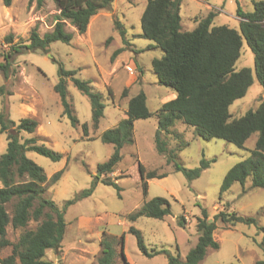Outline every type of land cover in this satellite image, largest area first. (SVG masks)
I'll use <instances>...</instances> for the list:
<instances>
[{"label":"rangeland","instance_id":"rangeland-1","mask_svg":"<svg viewBox=\"0 0 264 264\" xmlns=\"http://www.w3.org/2000/svg\"><path fill=\"white\" fill-rule=\"evenodd\" d=\"M254 1L258 0H181V28H195L198 23L195 18L204 17L211 10L216 12L212 26L238 28L237 7L251 11ZM145 4L146 0H113L109 9L100 10L91 17L86 31L81 34L65 21V30L73 34L69 43L53 41L45 53L38 50L18 53L14 56L16 73L8 79L0 73V87H3L0 111L6 105L9 118L15 125L22 117H31L38 122L33 133L19 131L20 142L35 137L38 144L62 155L59 160L52 161L34 151H25V155L44 170L47 177L44 196L58 207L90 187L92 177L97 174V165L106 161L113 149L111 144L101 141L100 135L125 117L130 96L143 91L148 109L154 112L170 93L175 94L158 82L151 67V59L160 57L163 51L140 35V17ZM58 13L52 0H44L40 5L30 0H12L9 6L0 0V50H7L10 46L4 41L7 34L13 35L12 43H27L33 28L39 35L50 31ZM115 22L122 25L127 43L115 28ZM116 49L121 51L112 56ZM59 64L66 70H75L74 77L89 80L101 93L104 109L96 128L92 126L88 97L73 85L70 77L66 78V96L78 124L71 125L63 113L59 95L54 91L59 80ZM127 65L134 72H128ZM234 68H249L252 83L246 93L229 106L232 118L255 109L264 98V90L254 74L253 53L244 39ZM123 89L127 90L126 96L122 95ZM9 92L11 94H7ZM84 123L87 125L86 134ZM156 129L155 115L134 120L133 142L124 144L120 161L108 175L116 181L119 192L111 185L98 182L90 195L68 206L64 213L66 228L61 247L47 250L44 259L51 264H97L101 253L100 240L105 231L104 237L114 238V264H125L120 255L119 237L122 234L128 264H167V253L178 254L183 259L196 243V217L200 216L201 208H206L212 218L221 205L238 215L253 217L256 224L238 222L228 226L218 221L213 238L219 247L208 248L200 264H255L262 257L258 246L262 231L257 226H264V188L255 187L242 192L241 185L235 182L219 198L225 173L235 163L250 156L257 134H251L239 147L223 139H203L194 133L193 127L176 121L170 134L161 136L169 148L179 147L176 157L179 163L193 168L202 158H214L197 178L189 181L156 150ZM5 149L6 133L3 132L0 133V154ZM138 161L146 170L165 174L162 178L148 180L146 195L142 193ZM62 168L61 178L52 184L50 177ZM244 186H250L249 177ZM155 196L166 198L170 204V213L163 219L140 216L130 221L126 218L128 213L137 211L144 201ZM180 216L183 218L181 223L178 222ZM36 225L33 220L24 228H12L8 224L6 238L15 242L25 229H34ZM130 226L141 232L148 250L163 249L164 252L153 256L142 254L134 235L128 231ZM10 252L11 246L1 248L0 258ZM14 264H20L17 258Z\"/></svg>","mask_w":264,"mask_h":264},{"label":"trees","instance_id":"trees-1","mask_svg":"<svg viewBox=\"0 0 264 264\" xmlns=\"http://www.w3.org/2000/svg\"><path fill=\"white\" fill-rule=\"evenodd\" d=\"M12 0H2L9 6ZM35 1L37 5L44 0ZM58 10L52 29L39 35L33 28L27 43H12V34H7L4 41L10 46L7 50H0V73L8 79L16 73L14 56L24 51L47 52L53 41L69 43L73 34L65 30V21L73 25L81 34L86 31L91 17L100 10L110 8L113 0H52ZM181 0H146L140 17L141 36L153 41L163 54L151 59V67L157 80L175 92V97L161 103L154 112L146 105L143 91L128 98L123 117L115 127L106 129L100 135L104 143L113 146L108 159L96 167L97 174L92 177L90 187L77 193L73 198L65 200L61 207L44 196L47 177L44 170L25 155L26 150L34 151L52 161L59 160V152L38 144L35 137H29L20 142L19 131L35 132L38 122L31 117H22L17 125L9 118L7 106L0 111V133H6V149L0 154V249L11 246V252L0 258L2 264H14L17 258L20 264H51L44 259L46 251L58 250L66 228L64 213L68 206L79 199L88 196L98 182L113 186L118 192L119 187L114 179L108 175L114 171L121 159L120 150L124 144L133 142V122L152 115L157 118V129L154 135L156 150L165 155L166 162L172 163L175 171L184 174L187 180L197 178L201 171L208 167L214 158H202L198 166L186 168L176 159L179 147L169 148L161 134H170L176 121H181L193 127L194 133L203 139H223L239 147L251 134L256 133L254 146L249 157L235 163L225 173L220 195L237 182L242 192L247 189L264 188V98H261L255 109H249L239 117H230L229 106L242 97L252 83L249 68L235 69L234 64L240 55L242 39H244L253 53L254 74L264 90V0L253 2L251 11H244L239 6L236 16L239 18L238 28L228 25L212 26L215 11H209L204 17L195 18L198 22L191 30L181 28L180 17ZM115 28L124 43L125 32L119 22ZM121 49H116L117 54ZM75 70H66L58 65L59 80L54 85V91L59 95L63 113L67 115L71 125L78 124V119L67 100L66 78L70 77L73 85L88 97L91 108L92 126L97 127L103 114L104 105L102 95L96 91L89 80L74 77ZM3 87H0V91ZM126 89L122 95L126 96ZM7 94H11L10 92ZM83 129L87 133V125ZM174 134V133H173ZM172 134V135H173ZM178 135V134H177ZM137 169L141 179L143 195L147 193L148 180L162 178L165 174L156 170H146L138 161ZM64 168L52 174L49 181L55 184L63 174ZM100 175H104L103 178ZM250 186L245 188L247 178ZM226 205L212 218L207 209L202 207L200 216L196 217L198 233L196 243L182 259L178 254H166L167 264H200L207 249H217L218 242L213 238L216 223L233 226L238 222L256 224L251 216H241L235 211H228ZM170 213L168 200L161 196L152 197L144 201L135 212L128 213L126 218L134 221L137 217L146 216L163 219ZM37 222L34 229H25L15 242L6 238V226L12 228L26 227L28 222ZM182 216L178 222L181 223ZM262 231V238L258 243L262 257L255 264H264V226H257ZM128 231L134 235L138 250L153 256L164 252L150 251L146 247L141 232L130 226ZM105 234V231H103ZM103 237L100 240L101 253L97 264H114V238ZM120 255L128 264L123 252L124 234L119 237ZM58 264H62L59 262Z\"/></svg>","mask_w":264,"mask_h":264},{"label":"crops","instance_id":"crops-1","mask_svg":"<svg viewBox=\"0 0 264 264\" xmlns=\"http://www.w3.org/2000/svg\"><path fill=\"white\" fill-rule=\"evenodd\" d=\"M175 97V94L174 93H170L165 99H164V101L166 100H169V99H172V98H174ZM126 110V109H125Z\"/></svg>","mask_w":264,"mask_h":264},{"label":"built area","instance_id":"built-area-1","mask_svg":"<svg viewBox=\"0 0 264 264\" xmlns=\"http://www.w3.org/2000/svg\"><path fill=\"white\" fill-rule=\"evenodd\" d=\"M126 70L131 73L134 72V69L129 65L126 66Z\"/></svg>","mask_w":264,"mask_h":264}]
</instances>
